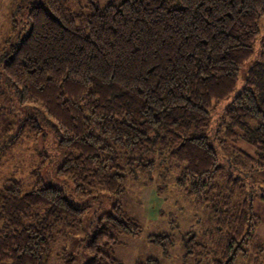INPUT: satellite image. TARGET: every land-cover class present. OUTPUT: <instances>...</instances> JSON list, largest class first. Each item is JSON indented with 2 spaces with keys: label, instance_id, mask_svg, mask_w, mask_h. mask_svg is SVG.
Returning <instances> with one entry per match:
<instances>
[{
  "label": "trees",
  "instance_id": "trees-1",
  "mask_svg": "<svg viewBox=\"0 0 264 264\" xmlns=\"http://www.w3.org/2000/svg\"><path fill=\"white\" fill-rule=\"evenodd\" d=\"M88 4L84 12L69 0L31 3L24 36L6 42L0 57L2 79L22 104L44 109L59 146L71 151L60 175L79 196L97 188L118 195L135 171L175 165L176 185L213 222L206 241L184 242L209 264L248 258L262 223L255 200L264 201L257 177L264 172V0ZM244 69L241 91L220 109ZM28 122L21 132L39 133L37 119ZM86 210L55 186L38 183L23 194L19 180H8L0 191V264H48L56 236L78 228ZM140 233L115 207L87 244L89 264H120L108 250ZM149 240L162 248L171 242L165 234Z\"/></svg>",
  "mask_w": 264,
  "mask_h": 264
},
{
  "label": "rangeland",
  "instance_id": "rangeland-1",
  "mask_svg": "<svg viewBox=\"0 0 264 264\" xmlns=\"http://www.w3.org/2000/svg\"><path fill=\"white\" fill-rule=\"evenodd\" d=\"M40 1L0 0V57L6 42L15 43L24 36L28 7ZM90 1L104 6L110 0H69V8L88 12ZM261 24L264 39V19ZM14 27L17 32L12 36ZM246 69L241 72L235 92L220 105V109L223 110L241 91ZM1 73L0 67V191L10 179L22 183L23 194L30 192L38 183L51 185L62 189L77 207L87 208L78 228L65 237L56 236L50 247L48 264H67L69 261L71 264H89L91 257L87 244L95 235L102 217L113 214L115 207H119L141 227L139 235L122 236L119 245L108 250V254L120 264H145L149 259H156L159 264H209L208 255L200 249L196 251L194 243L189 246L184 241L192 237L197 242L206 241L203 234L213 226L211 214L204 208L194 206L178 188V167L172 165L167 171L164 166H159L152 174L135 171L125 183L124 192L118 195L97 188L89 196H79L75 192L74 181L59 173L71 151L59 146L61 137L53 120L40 105L22 104L20 96L11 84L2 79ZM220 115L221 111L218 113ZM32 118L39 123V133L31 132V126L21 132L23 125ZM237 147L253 153V149L244 142H239ZM257 177L258 183L264 187V172ZM254 206L263 223L249 248V257L239 258L235 264H255V258L260 255L264 264V251L261 254L258 250V247L264 249V202L256 199ZM160 234L171 239L165 248L149 240L151 236ZM196 252L201 255L198 256Z\"/></svg>",
  "mask_w": 264,
  "mask_h": 264
},
{
  "label": "crops",
  "instance_id": "crops-1",
  "mask_svg": "<svg viewBox=\"0 0 264 264\" xmlns=\"http://www.w3.org/2000/svg\"><path fill=\"white\" fill-rule=\"evenodd\" d=\"M260 201H262V200H260ZM262 202H264V201H262ZM262 223H263V221H262ZM262 223H261V224H262Z\"/></svg>",
  "mask_w": 264,
  "mask_h": 264
}]
</instances>
